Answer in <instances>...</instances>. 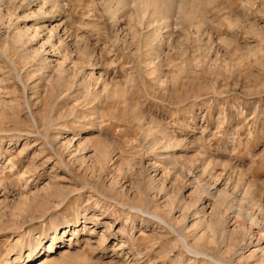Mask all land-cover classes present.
Masks as SVG:
<instances>
[{
  "label": "rangeland",
  "instance_id": "374dc122",
  "mask_svg": "<svg viewBox=\"0 0 264 264\" xmlns=\"http://www.w3.org/2000/svg\"><path fill=\"white\" fill-rule=\"evenodd\" d=\"M6 260L264 264V0H0Z\"/></svg>",
  "mask_w": 264,
  "mask_h": 264
},
{
  "label": "bare ground",
  "instance_id": "6f19581e",
  "mask_svg": "<svg viewBox=\"0 0 264 264\" xmlns=\"http://www.w3.org/2000/svg\"><path fill=\"white\" fill-rule=\"evenodd\" d=\"M160 219H162V218L160 217ZM164 220H165V219H164ZM220 220H221V219H220ZM52 246H53L52 244L49 246V249H50L51 252H53V251H52V248H53ZM27 254H29V251H28ZM30 254H31V250H30ZM28 256H29V255H28ZM49 259H51V256L49 257ZM49 259L47 258V259H45V261L48 262ZM9 263H10L9 260H6V264H9ZM37 263H38V262H37ZM19 264H24V262L19 263ZM40 264H42V262H40Z\"/></svg>",
  "mask_w": 264,
  "mask_h": 264
}]
</instances>
